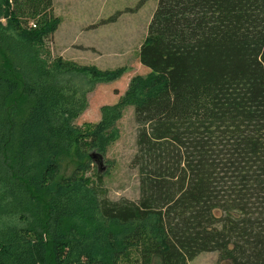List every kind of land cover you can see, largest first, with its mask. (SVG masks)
<instances>
[{
    "label": "trees",
    "instance_id": "16d2710c",
    "mask_svg": "<svg viewBox=\"0 0 264 264\" xmlns=\"http://www.w3.org/2000/svg\"><path fill=\"white\" fill-rule=\"evenodd\" d=\"M52 0H0V264H264V0H157L135 76L53 57ZM132 107L138 199L85 177ZM73 153L75 167L60 175Z\"/></svg>",
    "mask_w": 264,
    "mask_h": 264
},
{
    "label": "rangeland",
    "instance_id": "374dc122",
    "mask_svg": "<svg viewBox=\"0 0 264 264\" xmlns=\"http://www.w3.org/2000/svg\"><path fill=\"white\" fill-rule=\"evenodd\" d=\"M54 1V15L60 19V25L49 45L52 56L62 55L65 61L102 71L123 70L120 78L98 84L87 95V109L75 124H95L100 119V107L115 105L131 78L149 73L140 65L138 51L146 37L157 0H60V3L52 0L53 5ZM76 2L80 3L74 5ZM117 128L118 138L102 157L101 172L92 160L85 177L94 181L96 176H101L110 201L126 199L135 202L138 199V175L130 166L136 149L132 107L123 110ZM74 167V154L64 156L60 161L59 177L68 176ZM188 264L227 263L220 261L216 253H204Z\"/></svg>",
    "mask_w": 264,
    "mask_h": 264
},
{
    "label": "water",
    "instance_id": "95a60500",
    "mask_svg": "<svg viewBox=\"0 0 264 264\" xmlns=\"http://www.w3.org/2000/svg\"><path fill=\"white\" fill-rule=\"evenodd\" d=\"M91 159L98 164V172H101V165H102V156L99 154L92 153L90 155Z\"/></svg>",
    "mask_w": 264,
    "mask_h": 264
},
{
    "label": "crops",
    "instance_id": "0c3cea01",
    "mask_svg": "<svg viewBox=\"0 0 264 264\" xmlns=\"http://www.w3.org/2000/svg\"><path fill=\"white\" fill-rule=\"evenodd\" d=\"M58 3H60V0H56ZM74 1H78V0H74ZM78 3H80V2H76V3H74V5H77ZM54 11L56 12V8H55V1H54V5H53V14H54ZM95 24V23H94ZM58 29V28H57ZM56 32H57V30H56ZM92 33V32H91ZM95 33H97L96 31H95ZM55 34V33H54ZM53 37H54V35H53ZM54 39H55V37H54ZM52 41H53V38H52ZM81 46V45H80ZM80 46H77V47H80ZM70 47V46H69ZM91 47H93V46H91ZM62 58H63V56L62 55H60Z\"/></svg>",
    "mask_w": 264,
    "mask_h": 264
}]
</instances>
